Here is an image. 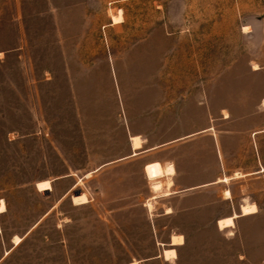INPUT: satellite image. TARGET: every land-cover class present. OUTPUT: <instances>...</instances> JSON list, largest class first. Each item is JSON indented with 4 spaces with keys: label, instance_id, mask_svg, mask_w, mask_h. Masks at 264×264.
I'll return each mask as SVG.
<instances>
[{
    "label": "rangeland",
    "instance_id": "rangeland-1",
    "mask_svg": "<svg viewBox=\"0 0 264 264\" xmlns=\"http://www.w3.org/2000/svg\"><path fill=\"white\" fill-rule=\"evenodd\" d=\"M262 97L264 0H0V264H264V180L223 231L217 201L154 223L138 168L93 174L165 111Z\"/></svg>",
    "mask_w": 264,
    "mask_h": 264
},
{
    "label": "crops",
    "instance_id": "crops-1",
    "mask_svg": "<svg viewBox=\"0 0 264 264\" xmlns=\"http://www.w3.org/2000/svg\"><path fill=\"white\" fill-rule=\"evenodd\" d=\"M224 112L230 117L226 118ZM158 121L155 130L146 134L129 128V153L93 174L106 169L111 177L128 167L138 168L146 188L141 196L143 207L154 223L160 218L212 208L210 201L220 205L216 219L211 221L218 227L222 219L238 215L237 222L260 213L259 210L255 215L242 216L247 203L259 208L248 189L251 182L264 180V97L254 113L242 118L235 119L230 110L219 113L203 105H189L179 111L163 112ZM164 132L167 138L160 140L159 135ZM134 138L141 139L139 147ZM156 165L163 174L151 179L148 169ZM227 178L229 182L225 181ZM155 184L161 185L159 191Z\"/></svg>",
    "mask_w": 264,
    "mask_h": 264
},
{
    "label": "bare ground",
    "instance_id": "bare-ground-1",
    "mask_svg": "<svg viewBox=\"0 0 264 264\" xmlns=\"http://www.w3.org/2000/svg\"><path fill=\"white\" fill-rule=\"evenodd\" d=\"M116 20L118 22L120 20V18H118ZM134 142H135V146L136 147H139L141 145V139L140 138H134ZM171 171L173 172L174 170L172 169ZM148 173H149V176H150L151 179H155L154 177H159V176H161L163 174L162 168L159 165H156V166H153V167L149 168L148 169ZM171 174H173V173H171ZM87 176H88V178L91 177L90 174L87 175ZM229 180L230 179L227 178L225 181L229 182ZM38 188H39V190L41 192H44V191H49L53 187H52V183L50 181H45V182L40 183ZM154 188H155V190L159 191V189L161 188V185L155 184ZM73 202H74L75 205H79V206L87 205V204L90 203V199H89L87 194H82L81 196H79V195L75 196L73 198ZM152 204H150V208L154 209ZM6 209H7L6 203H5V201H2V204L0 205V214L6 212ZM256 213H258L257 205L251 204V203H247V204H245L243 206L242 216H249L250 214L251 215H253V214L255 215ZM239 217L240 216L235 215L234 217L232 216L230 218L222 219L219 222V229H221L223 231L227 230V229H231V228L233 229V227H235V221ZM16 241L19 243L22 240H21V238L17 237ZM172 243H173L172 245L175 246V247L182 246L185 243V239H184L183 236H180V237L175 236ZM164 257H165V259L167 261H172V260L177 258V251L175 249L165 250L164 251ZM133 264H138V263H133Z\"/></svg>",
    "mask_w": 264,
    "mask_h": 264
},
{
    "label": "water",
    "instance_id": "water-1",
    "mask_svg": "<svg viewBox=\"0 0 264 264\" xmlns=\"http://www.w3.org/2000/svg\"><path fill=\"white\" fill-rule=\"evenodd\" d=\"M77 195V194H76Z\"/></svg>",
    "mask_w": 264,
    "mask_h": 264
}]
</instances>
